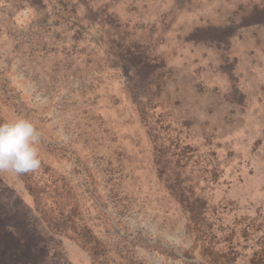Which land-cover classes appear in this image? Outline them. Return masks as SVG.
<instances>
[{
    "label": "rangeland",
    "instance_id": "obj_1",
    "mask_svg": "<svg viewBox=\"0 0 264 264\" xmlns=\"http://www.w3.org/2000/svg\"><path fill=\"white\" fill-rule=\"evenodd\" d=\"M0 264H264V0H0Z\"/></svg>",
    "mask_w": 264,
    "mask_h": 264
},
{
    "label": "clouds",
    "instance_id": "obj_2",
    "mask_svg": "<svg viewBox=\"0 0 264 264\" xmlns=\"http://www.w3.org/2000/svg\"><path fill=\"white\" fill-rule=\"evenodd\" d=\"M40 132L28 119L0 123V174L22 176L41 168Z\"/></svg>",
    "mask_w": 264,
    "mask_h": 264
}]
</instances>
